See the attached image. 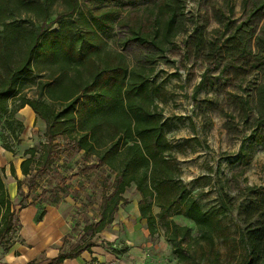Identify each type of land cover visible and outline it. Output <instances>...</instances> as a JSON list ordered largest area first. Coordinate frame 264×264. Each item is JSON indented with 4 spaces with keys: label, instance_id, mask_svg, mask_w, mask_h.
<instances>
[{
    "label": "trees",
    "instance_id": "1",
    "mask_svg": "<svg viewBox=\"0 0 264 264\" xmlns=\"http://www.w3.org/2000/svg\"><path fill=\"white\" fill-rule=\"evenodd\" d=\"M88 4L96 8L84 10L81 0H0V113L13 119L29 106L46 126L47 141L41 151H26L30 157L21 163L22 174L30 176L38 166L50 165L58 137L69 138L72 149L96 158L87 170L106 166L115 174L111 189L103 192L99 219L84 227L85 236H91L51 264L91 251L95 236L113 224L121 206L129 204L125 194L132 185L140 195L139 213L151 236L158 234L161 224L178 262L191 261L193 253L185 243L195 239L192 229L176 217L193 222L198 240L213 248L223 210H205L182 179L167 137L168 122L157 102L164 87L153 78L157 64L166 59L167 47L183 30L186 0H154L149 13L135 20L122 16L123 0ZM117 26L126 29L121 45L143 51L135 64L110 48L107 36ZM204 41L201 32L199 50ZM221 58L228 64H251L253 70L264 67V0L223 39L207 73L219 66ZM204 84L205 77L199 86ZM255 100L254 110L264 123V83L257 87ZM242 103L251 109L248 99L242 97ZM253 140L264 145L259 133ZM5 148L14 153L12 147ZM249 163L250 158L245 161ZM4 172L5 168L0 172V242L15 226ZM11 173L16 176L13 164ZM245 215L246 230L241 234L245 255L239 264H264V198L249 205Z\"/></svg>",
    "mask_w": 264,
    "mask_h": 264
},
{
    "label": "rangeland",
    "instance_id": "2",
    "mask_svg": "<svg viewBox=\"0 0 264 264\" xmlns=\"http://www.w3.org/2000/svg\"><path fill=\"white\" fill-rule=\"evenodd\" d=\"M89 1L81 0L84 10L96 8ZM262 2L186 0L183 30L167 47L166 59L157 64L153 78L164 87L157 102L168 122L167 137L182 170V179L205 210H223L213 248L206 241L198 240L193 222L176 217L178 223L192 229L195 239L186 241L185 245L191 249L193 259L179 263L171 250L170 264H239L244 258L246 245L241 234L246 230V210L254 201L262 202L264 198V145L253 142L256 133L264 137V123L259 122L254 110L257 87L264 83V67L253 70L251 64H228L221 58L216 69L210 73L207 70L223 39ZM123 3L120 5L122 16L135 20L149 13L154 0L133 3L123 0ZM57 27L55 24L53 29ZM201 32L205 41L199 50L196 43ZM125 35L126 29L117 26L107 41L110 48L123 52L135 64L143 51L135 45H121ZM203 77L205 84L200 87ZM29 95L33 96V91ZM242 97L250 101L251 109L243 106ZM45 128V123L30 107L22 109L13 119L0 113V172L5 168L4 183L11 199L13 185L20 184L16 205L39 201L46 207L60 208L71 223L70 241L73 245L79 244L91 236H85L84 227L99 219L103 192L111 189L115 174L106 166L87 170L96 158L72 149L69 138L58 137L50 165L38 166L30 176H24L20 170L22 161L30 157L26 151L30 148L41 151L47 141ZM6 146L12 147L14 153L7 151ZM248 158L250 163L246 165ZM12 164L15 177L11 173ZM125 197L129 204L121 206L119 212L131 216L140 200L135 185L127 190ZM159 211L155 208L156 214ZM143 222L140 220V227ZM110 229L113 225L106 231ZM161 235L164 228L159 224L158 234L146 240L157 241ZM100 243L105 244L104 240ZM106 244L111 247L109 242ZM127 251L125 247L121 249V253Z\"/></svg>",
    "mask_w": 264,
    "mask_h": 264
},
{
    "label": "crops",
    "instance_id": "3",
    "mask_svg": "<svg viewBox=\"0 0 264 264\" xmlns=\"http://www.w3.org/2000/svg\"><path fill=\"white\" fill-rule=\"evenodd\" d=\"M17 190L14 184L10 194L15 205V226L7 241L0 242V264H51L61 253H67L84 243L73 245L70 241L71 223L60 208L46 207L39 201L18 206L15 203ZM118 213L112 224L113 229L95 236L98 240L91 251L60 264H170V244L164 235L157 241L146 240L151 234L138 208L131 216ZM140 220L143 227H140ZM101 240L105 244L100 243ZM108 242L111 247L105 246ZM123 247L128 251L121 253Z\"/></svg>",
    "mask_w": 264,
    "mask_h": 264
}]
</instances>
